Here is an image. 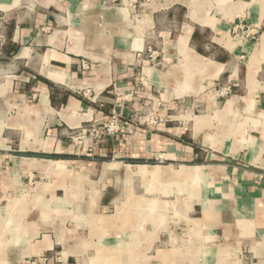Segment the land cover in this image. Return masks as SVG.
I'll list each match as a JSON object with an SVG mask.
<instances>
[{"label":"crops","instance_id":"1","mask_svg":"<svg viewBox=\"0 0 264 264\" xmlns=\"http://www.w3.org/2000/svg\"><path fill=\"white\" fill-rule=\"evenodd\" d=\"M0 264H264V0H0Z\"/></svg>","mask_w":264,"mask_h":264},{"label":"built area","instance_id":"2","mask_svg":"<svg viewBox=\"0 0 264 264\" xmlns=\"http://www.w3.org/2000/svg\"><path fill=\"white\" fill-rule=\"evenodd\" d=\"M254 37V36H252ZM84 64V67L86 69H89V66L88 64L86 63H83ZM140 81V84L141 86L147 90H150L151 86H149L148 82L144 79L143 76L140 77L139 79ZM230 91L228 89H223L222 92L220 93V96H225L229 93ZM131 97V95H124V96H121L119 98V100H127ZM152 115H155V113L151 114L149 116V119L151 118ZM122 115L117 112L116 110H113L111 111V113L109 114V116L107 117V119L102 123V130H101V133L102 135L106 136V137H109V138H115L117 136V134L123 132V131H129V132H132L131 131V127H132V121L131 119H124L123 117H121ZM158 118V120L161 119V117L159 115H156ZM148 119V120H149ZM138 122H141V116L138 117ZM146 121V124L149 126V125H152V122L149 123V121ZM155 123V122H154ZM95 132V131H94ZM86 138L85 134L84 133H80L79 135H77L76 139L77 140H82Z\"/></svg>","mask_w":264,"mask_h":264},{"label":"rangeland","instance_id":"3","mask_svg":"<svg viewBox=\"0 0 264 264\" xmlns=\"http://www.w3.org/2000/svg\"><path fill=\"white\" fill-rule=\"evenodd\" d=\"M153 113H155V112H153ZM156 115H158V113H155V115L151 116V118L148 120L149 123H151V122L154 123V122H158L159 121L158 118H156L157 117Z\"/></svg>","mask_w":264,"mask_h":264}]
</instances>
